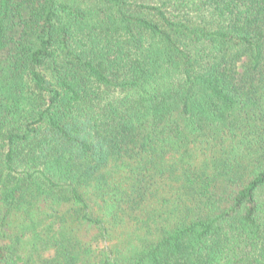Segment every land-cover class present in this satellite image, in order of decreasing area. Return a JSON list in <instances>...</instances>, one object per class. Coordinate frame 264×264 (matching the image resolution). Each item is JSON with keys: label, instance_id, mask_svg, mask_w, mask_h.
<instances>
[{"label": "trees", "instance_id": "obj_1", "mask_svg": "<svg viewBox=\"0 0 264 264\" xmlns=\"http://www.w3.org/2000/svg\"><path fill=\"white\" fill-rule=\"evenodd\" d=\"M0 264H264V0H0Z\"/></svg>", "mask_w": 264, "mask_h": 264}]
</instances>
